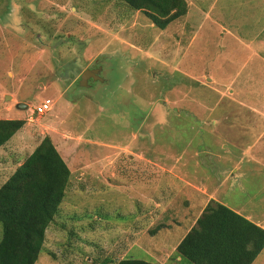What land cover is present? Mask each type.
Wrapping results in <instances>:
<instances>
[{"label":"rangeland","instance_id":"obj_1","mask_svg":"<svg viewBox=\"0 0 264 264\" xmlns=\"http://www.w3.org/2000/svg\"><path fill=\"white\" fill-rule=\"evenodd\" d=\"M198 1L212 20L160 30L118 0H0V120L25 121L0 187L45 137L73 173L36 264H190L177 246L211 200L264 228V118L243 107L264 100L219 96L245 56L235 38L264 40V0ZM89 69L103 81L84 87Z\"/></svg>","mask_w":264,"mask_h":264},{"label":"trees","instance_id":"obj_2","mask_svg":"<svg viewBox=\"0 0 264 264\" xmlns=\"http://www.w3.org/2000/svg\"><path fill=\"white\" fill-rule=\"evenodd\" d=\"M145 14L158 29L188 14L186 0H118ZM25 125L23 120H0V148ZM71 170L45 137L35 151L0 187V264H36L46 233L60 212ZM264 250V228L227 205L211 200L194 227L177 246L181 262L190 264H253ZM115 264H154L123 259Z\"/></svg>","mask_w":264,"mask_h":264},{"label":"crops","instance_id":"obj_3","mask_svg":"<svg viewBox=\"0 0 264 264\" xmlns=\"http://www.w3.org/2000/svg\"><path fill=\"white\" fill-rule=\"evenodd\" d=\"M192 1H193V3H192ZM186 2L188 3V14L183 19H188L190 21H194V19L197 16H202L203 18H201V19H203V20H212L213 17H211L212 16L211 11L213 10V8H207V9L202 8L201 7L202 5L200 6L198 4V2H199L198 0H186ZM242 3H243V1H242ZM251 3H252L251 0H249L248 4H251ZM228 4L233 5V6H235V5L237 6L238 0H223L222 1V7L225 5H228ZM192 12H196V13H192ZM219 12L222 13V10H220ZM194 14H196L195 17H194ZM191 18H193V19H191ZM233 19H235V17H233ZM246 19L250 20L249 18H246ZM216 21L223 22L222 19H219ZM235 21H237V19H235ZM252 21H259V20L254 19ZM223 29L225 30L224 31V35H225L224 39H227L226 38L227 35H228V38L229 37L233 38L231 31L229 29H225V28H223ZM224 42H225V40H224ZM235 42L239 45V46H237V52L244 53L245 56L243 57L241 62H239L238 67L236 69L232 70L231 73H229V77L224 79L226 84L222 87L223 89L221 90V92H219L220 93L219 96L221 98L228 99L229 101H231L232 103H234L238 106L240 104L235 101V98L251 101V100H254L255 98H250V97L259 96L261 98L257 97L258 99H255V101L264 100V40L259 35H257L255 38L251 39V41H245L241 38H235ZM257 42H258V45H257ZM224 45L226 46V43ZM229 49L231 51H233L231 48H229ZM223 50H227V47H225ZM231 51L225 53V57H224L225 63L223 64L222 69L226 63H229L231 65L234 64L230 61L232 56L227 55ZM254 59L256 61L258 60L259 64L256 65V67L254 69L251 68L249 70V72H247L248 67L254 61ZM207 80H208V82L212 81L211 84H215V82H216V80L214 78H207ZM239 107H242V106H239ZM243 107L246 108L249 111V113L253 114L256 118L257 117H263L264 118V113L261 112L262 110H264V103L259 104V107L255 106L253 104H251L249 106L244 105ZM261 108H262V110H261ZM226 116H227V114L224 117H226ZM236 116H237V113H236ZM213 122H214V124L218 125V120L213 119ZM248 152L249 151H245L244 153L247 154ZM64 160L66 161V163L70 167L68 160L66 158H64ZM71 173H72V170H71ZM191 190L195 191L192 193V194H195V196H202V193L199 192V190H196V189L195 190L191 189Z\"/></svg>","mask_w":264,"mask_h":264},{"label":"water","instance_id":"obj_4","mask_svg":"<svg viewBox=\"0 0 264 264\" xmlns=\"http://www.w3.org/2000/svg\"><path fill=\"white\" fill-rule=\"evenodd\" d=\"M100 69H94V70H86L85 72H83V74L81 75V84L84 87L88 86V82L90 79L94 78L96 80H102L99 77V73H100ZM103 81V80H102ZM27 107V106H25Z\"/></svg>","mask_w":264,"mask_h":264},{"label":"built area","instance_id":"obj_5","mask_svg":"<svg viewBox=\"0 0 264 264\" xmlns=\"http://www.w3.org/2000/svg\"><path fill=\"white\" fill-rule=\"evenodd\" d=\"M52 103L51 100H45L39 106H37L34 110V113L38 116H45L52 110Z\"/></svg>","mask_w":264,"mask_h":264}]
</instances>
